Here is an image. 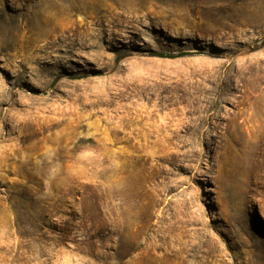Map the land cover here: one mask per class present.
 Wrapping results in <instances>:
<instances>
[{
	"label": "rangeland",
	"instance_id": "374dc122",
	"mask_svg": "<svg viewBox=\"0 0 264 264\" xmlns=\"http://www.w3.org/2000/svg\"><path fill=\"white\" fill-rule=\"evenodd\" d=\"M210 1L0 0L14 264H264V0Z\"/></svg>",
	"mask_w": 264,
	"mask_h": 264
},
{
	"label": "bare ground",
	"instance_id": "6f19581e",
	"mask_svg": "<svg viewBox=\"0 0 264 264\" xmlns=\"http://www.w3.org/2000/svg\"><path fill=\"white\" fill-rule=\"evenodd\" d=\"M234 1L235 0H211V7L209 8V10H207L205 16H207V18L209 17L210 19L212 18L217 20V22H219V25H224L226 23L223 22V24L222 21L230 20L237 23L239 21L238 18H245V16L243 15H245L246 13L251 14L250 12H252V10H248L247 12H243L242 14H240L239 9L234 8L236 7L234 6ZM256 5L257 0H254L249 4V8L254 7L253 13L255 12ZM83 35L84 38H88V36H90L91 38H96V35H92L91 33H86V35ZM12 211V208L0 209V253L5 260L3 264H14L15 262L23 259L22 255H19V253H17L20 247L19 239L23 236L30 237L32 234L30 231H23L19 227V224L17 222L13 223L11 221L10 217ZM27 214L29 215L30 212L28 211ZM14 241H18L17 244L14 243Z\"/></svg>",
	"mask_w": 264,
	"mask_h": 264
},
{
	"label": "trees",
	"instance_id": "16d2710c",
	"mask_svg": "<svg viewBox=\"0 0 264 264\" xmlns=\"http://www.w3.org/2000/svg\"><path fill=\"white\" fill-rule=\"evenodd\" d=\"M156 56L161 58H175L173 56H167V55H156Z\"/></svg>",
	"mask_w": 264,
	"mask_h": 264
}]
</instances>
